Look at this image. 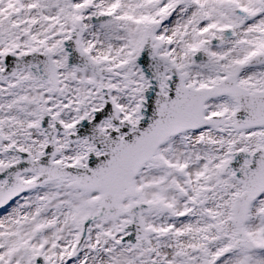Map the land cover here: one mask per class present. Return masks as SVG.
Here are the masks:
<instances>
[{
    "label": "snow or ice",
    "instance_id": "1",
    "mask_svg": "<svg viewBox=\"0 0 264 264\" xmlns=\"http://www.w3.org/2000/svg\"><path fill=\"white\" fill-rule=\"evenodd\" d=\"M0 264H264V0H0Z\"/></svg>",
    "mask_w": 264,
    "mask_h": 264
}]
</instances>
